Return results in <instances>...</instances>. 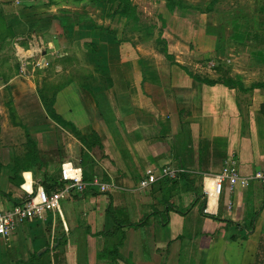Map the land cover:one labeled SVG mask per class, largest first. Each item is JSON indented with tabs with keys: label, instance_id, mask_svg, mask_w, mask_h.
Segmentation results:
<instances>
[{
	"label": "crops",
	"instance_id": "crops-1",
	"mask_svg": "<svg viewBox=\"0 0 264 264\" xmlns=\"http://www.w3.org/2000/svg\"><path fill=\"white\" fill-rule=\"evenodd\" d=\"M46 6L45 12L25 10L28 22L11 19L9 35H1L0 140L10 131L6 106L20 117L40 165L15 177L18 158L4 141L10 162L0 154V210L19 203L40 181L59 182L61 165L80 167V155L90 162L92 178L112 188L72 193L57 212L0 237V264H264V185L250 181L230 189L225 182L219 197L208 201L202 189L204 176L226 163L243 177L264 170V65L252 59L249 68L241 59L231 76L225 70L230 60L219 58L223 49L197 44L196 58L208 60L206 76L199 78L228 75L246 89L256 84L247 91L207 85L194 79L192 68L199 64L190 61V48L179 50L167 40L142 45L139 29L120 16L109 17L100 30L92 13L73 16L66 12L72 7ZM115 17L123 22L112 29L107 21ZM247 47L250 60L253 46ZM13 57L20 66L28 63L25 74L6 65ZM217 65L226 72L216 73ZM43 100H51L67 126L49 117ZM68 125L92 139V146H84ZM166 166L181 170L184 182L163 178L138 188L146 169ZM197 195L201 199L192 205Z\"/></svg>",
	"mask_w": 264,
	"mask_h": 264
},
{
	"label": "rangeland",
	"instance_id": "rangeland-1",
	"mask_svg": "<svg viewBox=\"0 0 264 264\" xmlns=\"http://www.w3.org/2000/svg\"><path fill=\"white\" fill-rule=\"evenodd\" d=\"M131 4L135 7V15L138 18V21L133 22L132 20L126 19L124 16V20L133 24L134 27L139 29V33L137 34L139 37H142L144 43L142 45L147 46L150 42L149 40H159V41H168L169 46L177 47L179 50L188 49L193 53L191 57L192 61H197L199 68L193 69L192 73L194 76H206L204 73V69L208 66L205 62H208L206 59H197V54L195 52V47L203 44H212V42L216 43L219 49H223L219 53L224 58V61L230 60V63L226 64L225 70L234 75L233 72L239 66L242 60L244 63L250 68L254 67L252 62L256 59L259 60L253 53L256 50V47L253 46V52L251 51V57L249 60L248 52L249 47L252 46L247 42L242 46H239L237 49H234L232 46L234 44L230 41V27L231 21L240 20L243 25L247 26V29L250 31H256L259 33H264V0H217V3L213 6L210 13L211 16L208 15L207 12H204L206 6L210 2V0H189V4L186 2V5L196 7L198 9H202V11H197L193 9H180L176 8L173 13L168 14L166 12L165 5L167 0H129ZM28 0H0V42H6V38L2 39L1 35H9V29H7V22H11V19L16 20L18 18H22V22H28L26 20V12L25 10H30L31 8H35V12H45L48 11L46 4H53L59 6H69L72 7L67 13L76 16L80 13L90 14L92 13L95 18L93 21L94 25L100 29L103 28L105 24V20L109 17L112 18L113 11L118 9L119 1H114L113 5L108 4L105 0L100 1L98 4H89L86 1H71V0H32L33 4L38 6L31 7L30 3H27ZM185 2V0H183ZM29 5V6H28ZM123 4L121 3V6ZM75 8V9H74ZM215 12V14H214ZM25 16V18L23 16ZM206 15V16H205ZM214 15V16H212ZM10 16V17H9ZM87 17V16H86ZM162 17L167 20V28L163 27ZM119 17L113 18L110 22L107 21L108 25L113 29L116 26L122 25V19H118ZM204 18H206L204 20ZM119 20V21H118ZM231 22V23H230ZM25 23L22 24V27ZM211 24L214 27H211ZM109 27V28H110ZM26 29V27L24 26ZM108 28V27H107ZM106 28V29H107ZM108 28V29H109ZM3 29V31H2ZM198 35V36H197ZM28 34L27 32L23 36V41L27 42ZM212 40V41H211ZM22 41V42H23ZM20 44L21 40L16 41ZM8 43H5L7 46ZM2 47V45H1ZM251 50V49H250ZM246 55L245 59H243V55ZM218 55V56H219ZM217 56V57H218ZM241 56L242 58H240ZM217 57H213L212 61L216 64L217 62H222L221 59ZM240 58V59H239ZM10 59H12L10 57ZM9 59V60H10ZM242 59V60H241ZM16 59L13 57V61L9 62L6 60V65L11 66L12 71H23L28 70V63L23 60V64L19 65V62H14ZM260 61V60H259ZM261 62V61H260ZM254 63V62H253ZM264 65V62H261ZM216 64L214 66H216ZM256 68L258 67V62H256ZM20 67V68H19ZM216 68V67H215ZM225 67L221 65H217L215 69L217 72H226L224 70ZM264 72L261 70L259 74V79H262L261 73ZM25 74V73H23ZM223 74H220V76ZM212 76H217V74L213 73ZM228 77V75H227ZM226 77V78H227ZM223 78V77H222ZM223 78V79H226ZM230 78V77H228ZM222 84V83H220ZM260 84V83H258ZM256 85V84H254ZM5 114L9 116L7 125L10 126V131H7L3 136V139L0 140V154L2 155V161H9L8 159V149L6 147H2L5 142H9L13 147V156L19 161H22L26 152L29 149L27 131L23 128L22 121L18 115H14L11 108L4 107ZM23 117V116H22ZM18 127V125H20ZM16 125V126H15ZM18 127V128H16ZM13 129H17L18 131L13 132ZM12 130V131H11ZM14 158V160H15ZM10 162V161H9ZM63 162V160H61ZM78 163V162H76ZM7 168H11V165H5ZM182 179V180H181ZM168 180V179H167ZM166 180V181H167ZM178 185L181 182H184L183 178L180 175L174 180H168L167 183ZM187 182V181H186ZM160 220H167V216L165 213L158 214ZM176 226H174L175 228ZM174 230V229H173ZM181 264V263H180Z\"/></svg>",
	"mask_w": 264,
	"mask_h": 264
},
{
	"label": "built area",
	"instance_id": "built-area-1",
	"mask_svg": "<svg viewBox=\"0 0 264 264\" xmlns=\"http://www.w3.org/2000/svg\"><path fill=\"white\" fill-rule=\"evenodd\" d=\"M20 73L23 74L24 71L21 69ZM181 172V170L171 166L162 167L158 170L148 168L144 178L139 181L138 188L147 189L163 178L174 180ZM60 181L62 186L56 191L48 194L42 187H39L36 191L25 194L23 199L10 209L0 210V237L8 239L18 226L29 219H42L46 213L57 212L60 203L69 199L72 193L83 194L88 190H97V192L105 194L112 188L111 184L100 182L98 179L85 182L81 168L72 162L61 165ZM250 181L264 185V170L257 171L252 176L243 177L233 164L226 163L219 172L204 176L202 189L208 201L213 196L216 199L219 197L225 182L231 189L236 186L244 188ZM207 182L211 184L210 188L207 187Z\"/></svg>",
	"mask_w": 264,
	"mask_h": 264
},
{
	"label": "trees",
	"instance_id": "trees-1",
	"mask_svg": "<svg viewBox=\"0 0 264 264\" xmlns=\"http://www.w3.org/2000/svg\"><path fill=\"white\" fill-rule=\"evenodd\" d=\"M72 1V0H71ZM75 2L78 1H86L89 4H98L100 1L102 0H73ZM108 4H112L114 3V1L116 0H105ZM119 1V6L118 9L113 11L112 16H124L126 19L128 20H132L133 22L138 21L137 16L135 15V7L131 4V2L129 0H118ZM217 0H210V2L208 3V5L206 6V9L204 10V12L210 13L213 6L216 4ZM121 3L123 4L121 6ZM49 5V4H48ZM176 8H180V9H193V10H197V11H202V9H198L196 7H192L189 5H186L182 0H167L166 1V5H165V10L168 14L173 13V11ZM162 24L163 27L167 28V20H165L162 17ZM232 22V23H231ZM231 26L230 27V41H232V43L238 44V45H243L246 44L247 42H249L252 46L256 47L255 52L253 53L254 56H256L261 62H264V34L263 33H259L256 31H250L249 29H247V26L243 25L242 22H240V20H233L231 21ZM100 30H104L103 28H100ZM194 79L203 82L207 85H213L216 83H222L224 86L230 88V89H237L239 91H247L249 89H253L255 87L251 86L250 88H244L243 84L239 81L233 80L231 78H226V79H218V80H208V79H202L199 78L198 76L194 77ZM43 105L45 107L46 112L48 113L49 117L52 118L53 120H55L56 122L60 123L63 126H67V124H65V122H63L54 112L53 109V103L48 100H43ZM71 132H73L74 136L84 145V146H92V139H87L85 137L80 136V134L78 132H76L74 130L73 127H71V125H68ZM28 144H29V149L25 154V158L22 159V161L17 160L14 164V174L15 177H18L20 173L28 171V169H30V167H33L35 165H40V161H39V157H38V153L36 150V146L35 144L28 138ZM81 157V162L80 164H78L81 169H82V173H83V180L85 182H90L92 181V176L91 173L89 172L88 165H90L89 161L85 160V157L82 155H80ZM40 167V166H39ZM180 176H184V174L180 173ZM178 175V176H179ZM169 180V179H168ZM45 181H40L38 184L36 183L33 186L34 191H36L37 189V185H40L48 194L58 190L61 186L62 183L61 181L59 182H51V184L46 185L44 183ZM22 183V179L19 178V182L16 184H21ZM92 190H88L86 192H89ZM201 199L200 195H197L192 203V205H195L199 200ZM172 209L174 210L175 208L172 207ZM203 209L200 207V213H202ZM179 212V211H178ZM257 215V212L255 214L252 215L251 221L249 223V227L247 229L248 232H250L253 229V223H254V219ZM212 217V216H211ZM214 219V218H211ZM144 220L142 219L141 222L137 223V224H133V225H129V226H139L141 224H143ZM237 226H240L239 224Z\"/></svg>",
	"mask_w": 264,
	"mask_h": 264
},
{
	"label": "bare ground",
	"instance_id": "bare-ground-1",
	"mask_svg": "<svg viewBox=\"0 0 264 264\" xmlns=\"http://www.w3.org/2000/svg\"><path fill=\"white\" fill-rule=\"evenodd\" d=\"M27 178H28V175L26 176ZM211 199H213V198H211ZM212 201V200H211ZM216 203V202H215ZM213 205V204H212ZM214 206V205H213Z\"/></svg>",
	"mask_w": 264,
	"mask_h": 264
}]
</instances>
